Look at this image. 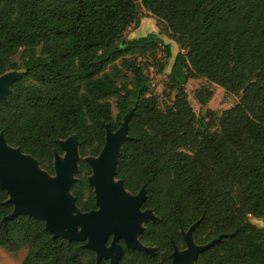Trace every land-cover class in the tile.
I'll return each mask as SVG.
<instances>
[{
  "label": "trees",
  "instance_id": "obj_1",
  "mask_svg": "<svg viewBox=\"0 0 264 264\" xmlns=\"http://www.w3.org/2000/svg\"><path fill=\"white\" fill-rule=\"evenodd\" d=\"M141 8L166 24L181 49L165 108L152 94L148 65L127 58H156L164 41L151 33L120 43L140 24ZM164 49L171 59V47ZM11 71L22 78L0 104V133L51 175L55 153L63 154L59 142L77 136L72 194L83 212L97 209L85 159L100 155L104 123L116 131L133 109L117 179L133 195L146 189L143 210L159 220L146 224L140 241L157 252L121 241V264H173L174 245H186L182 230L196 223L199 245L227 235L196 264H264V228L251 221L264 220V0H0V76ZM200 78L240 95L239 103L198 116L186 86ZM211 97L197 93L203 106ZM8 200L0 189V248H26L22 264H110L83 242L54 238L42 220L4 221L14 210Z\"/></svg>",
  "mask_w": 264,
  "mask_h": 264
},
{
  "label": "water",
  "instance_id": "obj_2",
  "mask_svg": "<svg viewBox=\"0 0 264 264\" xmlns=\"http://www.w3.org/2000/svg\"><path fill=\"white\" fill-rule=\"evenodd\" d=\"M21 78L22 73L18 71L0 76V104L8 99L12 86ZM132 114L131 108L116 131L104 123L106 138L100 155L85 159L92 171L88 182L94 189L97 207L91 212H83L72 194L81 159L77 136L59 142L63 154L55 153V174L51 175L33 156L10 146L0 133V189L8 194V202L14 206L4 221L21 215L42 220L54 238L85 243V247L96 254L98 262L108 260L110 264H121L124 254L121 241L128 249L155 255L157 248L140 241L146 224L159 220L154 210H143L147 191L143 188L133 195L124 182L117 179L119 158L130 138ZM197 225L187 232L182 230L186 249L180 250L174 245L173 264H196L203 252L227 236L223 234L208 244L199 245L193 238Z\"/></svg>",
  "mask_w": 264,
  "mask_h": 264
},
{
  "label": "rangeland",
  "instance_id": "obj_3",
  "mask_svg": "<svg viewBox=\"0 0 264 264\" xmlns=\"http://www.w3.org/2000/svg\"><path fill=\"white\" fill-rule=\"evenodd\" d=\"M140 14L141 20L138 27L132 26L129 28L120 40V43L126 44L129 40L144 37L151 33L158 34L164 41V45L156 52V58L137 57L133 54L129 55L127 58L130 60L137 59L138 62L148 65L145 74L150 78L152 94L158 98L160 107L165 108L167 105L172 104L174 99V94L170 93L166 88L167 76L171 71L176 56L181 52V49L170 37L164 22L157 20L142 8L140 9ZM166 45L171 47L173 55L171 59H168L166 56L164 49V46ZM117 64L120 67L122 65L121 61H118ZM160 65L165 66L163 72L159 71ZM201 90L212 93V97L205 106L201 105L197 100V93ZM186 92L192 108L200 117H207L209 113L221 115L224 111L236 106L240 101V95L227 93L220 86L210 83L204 78L190 80L186 86ZM111 102L113 113L117 116L118 109L116 107V101L112 100ZM251 221L264 228V220L251 217ZM27 253L28 250L26 248H23L19 253H12L0 248V264H22Z\"/></svg>",
  "mask_w": 264,
  "mask_h": 264
},
{
  "label": "flooded vegetation",
  "instance_id": "obj_4",
  "mask_svg": "<svg viewBox=\"0 0 264 264\" xmlns=\"http://www.w3.org/2000/svg\"><path fill=\"white\" fill-rule=\"evenodd\" d=\"M121 243V242H120ZM180 250H185L186 249V245H185V248H183V249H181V248H179Z\"/></svg>",
  "mask_w": 264,
  "mask_h": 264
}]
</instances>
